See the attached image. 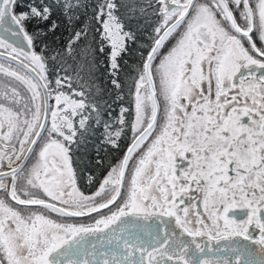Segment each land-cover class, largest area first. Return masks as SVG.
I'll use <instances>...</instances> for the list:
<instances>
[{
	"label": "snow or ice",
	"instance_id": "obj_1",
	"mask_svg": "<svg viewBox=\"0 0 264 264\" xmlns=\"http://www.w3.org/2000/svg\"><path fill=\"white\" fill-rule=\"evenodd\" d=\"M0 264H264V0H0Z\"/></svg>",
	"mask_w": 264,
	"mask_h": 264
}]
</instances>
